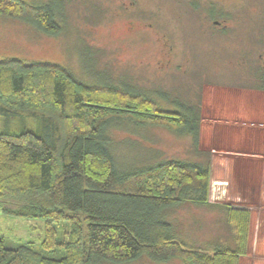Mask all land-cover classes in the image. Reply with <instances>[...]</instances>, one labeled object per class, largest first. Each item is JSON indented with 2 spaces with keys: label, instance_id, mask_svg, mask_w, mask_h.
<instances>
[{
  "label": "trees",
  "instance_id": "trees-1",
  "mask_svg": "<svg viewBox=\"0 0 264 264\" xmlns=\"http://www.w3.org/2000/svg\"><path fill=\"white\" fill-rule=\"evenodd\" d=\"M55 1L0 0V16L56 35L62 4ZM84 71L87 80L60 63L0 58V211L44 222L38 250L27 241L7 246L0 235V264H129L140 258L238 264L246 253L249 213L208 203L209 153L195 161L158 160L146 147L135 164L131 154L123 159L115 151L114 128L159 125L190 137L192 152L205 155L198 150L201 95L194 101L157 90L153 96L129 80ZM249 79L264 90V64ZM17 118L32 125L12 131ZM187 204L226 210L234 244L187 238L174 215ZM56 247L59 256L48 254Z\"/></svg>",
  "mask_w": 264,
  "mask_h": 264
},
{
  "label": "rangeland",
  "instance_id": "rangeland-1",
  "mask_svg": "<svg viewBox=\"0 0 264 264\" xmlns=\"http://www.w3.org/2000/svg\"><path fill=\"white\" fill-rule=\"evenodd\" d=\"M23 1L40 4L49 0ZM59 1L55 4L59 7L62 4L57 19L61 32L56 35L38 31L19 19L0 16V58L13 56L60 63L82 80L89 78L85 69L91 73L104 71L112 80H129L153 96H158L157 90H164L171 96L191 97L194 101L199 99L204 87H210L208 95L216 100L213 89L217 85L251 84L249 77L255 66L264 64V0ZM210 2L217 6L216 18L225 19L228 25L223 37L209 36L208 31L216 29L202 20ZM191 43L196 47L190 46L192 61L189 62L186 53ZM198 45L207 47L212 57H203L200 51L206 48ZM88 50L95 61L89 58ZM199 61L203 66L196 64ZM31 125V121L17 118L10 129L17 131ZM113 130V137L118 141L116 153L123 159L131 154L129 160L134 158L135 164H140L146 147L152 148L154 155L158 154V160L195 161L206 156V152L211 157V152L199 147V138L198 150L205 155L197 157L192 152L190 137L178 136L163 126L132 129L122 125ZM124 140H133L135 145L130 149ZM203 213H206L204 207L184 205L174 211L177 227L199 245L225 237L222 226L213 230ZM43 225V220L38 218H16L0 211V235L10 247L27 241L40 249ZM62 237L59 230L58 239ZM59 252L56 247L48 254L59 256ZM129 264L180 262L175 259L153 263L140 258Z\"/></svg>",
  "mask_w": 264,
  "mask_h": 264
},
{
  "label": "crops",
  "instance_id": "crops-1",
  "mask_svg": "<svg viewBox=\"0 0 264 264\" xmlns=\"http://www.w3.org/2000/svg\"><path fill=\"white\" fill-rule=\"evenodd\" d=\"M201 94L199 147L210 154L208 203L249 213L246 253L238 264H264V90L249 85L220 84L216 100ZM205 219L225 237L210 243L234 244L228 236L226 210L210 206ZM231 230L235 231L233 220Z\"/></svg>",
  "mask_w": 264,
  "mask_h": 264
},
{
  "label": "flooded vegetation",
  "instance_id": "flooded-vegetation-1",
  "mask_svg": "<svg viewBox=\"0 0 264 264\" xmlns=\"http://www.w3.org/2000/svg\"><path fill=\"white\" fill-rule=\"evenodd\" d=\"M216 8H217V6H216V4L215 3H208V6H207V8H206V14H205V17H204V15H203V17H202V20H207L209 23H210V25L212 26V27H215V29L216 30H214V31H212L211 33H210V30L207 32L208 33V35L209 36H211V37H213V36H220V37H223L225 34H226V32H225V27H227L228 25H227V23H225V19H223V20H220L219 18H216V15L215 14H217V11H216ZM200 24H202L201 22H200ZM190 46L192 47V46H194V47H196V45L194 44H190V45H188V47H187V55L189 56V62L190 61H192V58H191V48H190ZM200 48H206V49H203V50H201L200 52H201V55L203 56V57H205V56H209V57H212V55H211V51H209V49L207 48V47H205V46H202V45H198ZM196 55H198V53H196ZM202 57V58H203ZM201 61V60H200ZM200 61L198 62V63H196V64H198V66H203V64H201L200 63ZM200 63V64H199ZM203 63V62H202ZM213 63V62H212ZM195 64V65H196ZM263 64V63H262Z\"/></svg>",
  "mask_w": 264,
  "mask_h": 264
}]
</instances>
